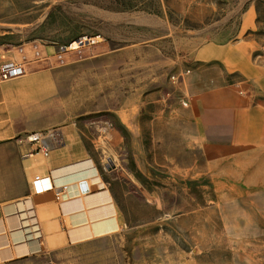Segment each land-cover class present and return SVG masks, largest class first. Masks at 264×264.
Instances as JSON below:
<instances>
[{
  "label": "crops",
  "instance_id": "0c3cea01",
  "mask_svg": "<svg viewBox=\"0 0 264 264\" xmlns=\"http://www.w3.org/2000/svg\"><path fill=\"white\" fill-rule=\"evenodd\" d=\"M189 41L198 43L189 65L161 54L155 77L145 57L141 70L120 69L117 52L76 69L65 55L0 47V61L28 68L0 79V264L71 259L132 232L104 177L118 170L125 139L136 159L147 155L148 140L178 156L200 154V146L212 156L263 154L264 67L247 41L221 34ZM31 172L67 185L63 197L35 193Z\"/></svg>",
  "mask_w": 264,
  "mask_h": 264
},
{
  "label": "rangeland",
  "instance_id": "374dc122",
  "mask_svg": "<svg viewBox=\"0 0 264 264\" xmlns=\"http://www.w3.org/2000/svg\"><path fill=\"white\" fill-rule=\"evenodd\" d=\"M217 34L247 41L264 67V0H0L1 48L65 55L76 69L117 52L120 69L141 70L145 57L155 77L161 54L189 65L198 46L189 40ZM146 142L136 159L125 139L118 170L104 174L133 231L38 264H264V139L257 156H212L205 146L178 156Z\"/></svg>",
  "mask_w": 264,
  "mask_h": 264
},
{
  "label": "built area",
  "instance_id": "2783aa9c",
  "mask_svg": "<svg viewBox=\"0 0 264 264\" xmlns=\"http://www.w3.org/2000/svg\"><path fill=\"white\" fill-rule=\"evenodd\" d=\"M28 68L24 62L14 61V60H4L0 61V79L10 80L27 74ZM30 139L36 141V135H31ZM47 154V152L45 151ZM29 182L33 186L35 193L52 191L55 196L60 199L66 192L67 185H62L61 187H55L51 181L50 176H43L34 172L29 175ZM79 188L82 192L88 191V185L86 181L79 182Z\"/></svg>",
  "mask_w": 264,
  "mask_h": 264
},
{
  "label": "water",
  "instance_id": "95a60500",
  "mask_svg": "<svg viewBox=\"0 0 264 264\" xmlns=\"http://www.w3.org/2000/svg\"><path fill=\"white\" fill-rule=\"evenodd\" d=\"M80 44H83V43H80ZM109 162L114 166V164H113V162H112V160H109Z\"/></svg>",
  "mask_w": 264,
  "mask_h": 264
}]
</instances>
